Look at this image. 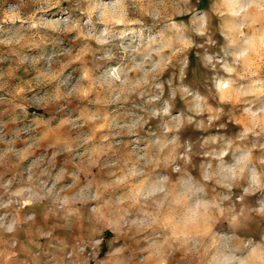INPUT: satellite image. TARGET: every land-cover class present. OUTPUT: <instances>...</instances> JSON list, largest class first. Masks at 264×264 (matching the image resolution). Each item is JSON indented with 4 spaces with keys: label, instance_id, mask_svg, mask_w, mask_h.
Returning a JSON list of instances; mask_svg holds the SVG:
<instances>
[{
    "label": "clouds",
    "instance_id": "9594fccd",
    "mask_svg": "<svg viewBox=\"0 0 264 264\" xmlns=\"http://www.w3.org/2000/svg\"><path fill=\"white\" fill-rule=\"evenodd\" d=\"M0 264H264V0H0Z\"/></svg>",
    "mask_w": 264,
    "mask_h": 264
}]
</instances>
